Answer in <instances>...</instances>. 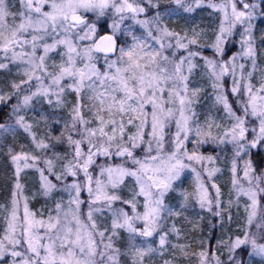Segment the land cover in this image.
I'll list each match as a JSON object with an SVG mask.
<instances>
[{"label": "snow or ice", "instance_id": "snow-or-ice-1", "mask_svg": "<svg viewBox=\"0 0 264 264\" xmlns=\"http://www.w3.org/2000/svg\"><path fill=\"white\" fill-rule=\"evenodd\" d=\"M262 56L264 0H0V264H264Z\"/></svg>", "mask_w": 264, "mask_h": 264}, {"label": "rangeland", "instance_id": "rangeland-1", "mask_svg": "<svg viewBox=\"0 0 264 264\" xmlns=\"http://www.w3.org/2000/svg\"><path fill=\"white\" fill-rule=\"evenodd\" d=\"M210 11V10H209ZM196 15V22L197 23H207L208 22V13L207 12H203V13H197ZM261 24L258 21L257 22V33H259ZM257 44H259V39L257 38ZM238 45L236 46L237 50H238ZM209 55H211V52L208 53ZM260 65L262 67H264V56H262L260 58L259 61ZM256 79H254V83L257 82L258 78H259V72H257L255 74ZM227 80V88L229 90V98L230 100L233 99L231 97L230 94V88H231V79L230 78H226ZM202 86L204 87V92H202L200 94V98H199V102L195 105V108L197 110L198 113H200L201 118H203L204 115H212L214 117H219V118H223L224 117V113L222 111V109L219 108V106H213L214 105V99L212 96V89L210 87V85L205 82V81H199ZM192 145L189 144V150H191ZM202 152H204L205 154H211V146L210 145H206L203 148L200 149ZM254 161L256 162V164L260 163V156L258 155H254L253 156ZM4 164L5 167H7V171L8 174H6V179L8 180L6 185H2L0 184V236L3 235V229L5 227V210H4V206L5 205H9L10 204V191H11V187H12V180H13V170L11 169V167L9 165H7V163L5 162V160L3 158H0V165ZM0 178H2V176H0ZM24 181L22 180V183ZM216 183L217 185L220 187L221 189V199L222 201L225 203V206H227V202L229 200V196H230V188H231V181H230V174L229 173H223V174H218V177L216 178ZM186 188L191 189L192 185H191V181H187L185 182L184 185ZM210 187V185H209ZM33 187L31 184V181H29L26 184V188H25V194L29 195L31 194V192L33 191ZM213 195H214V190H213ZM232 197L233 199H235V195L234 193H232ZM243 200L244 198L241 197V208L240 211L242 213L243 211ZM51 202H49L48 204L45 203L44 198L42 197H36L35 199H29V207L32 211L37 213V218H39V214L42 211H46V209L49 207ZM197 211H199V209H197ZM236 205L233 204L232 208H231V212L233 215V221L231 223V228L235 229L237 224H238V217L236 216ZM204 219L201 220L199 222V225L197 226V228L194 231H190L189 232V240L192 241V247L189 249V251H198L200 248V244L198 242L200 237H208L209 236V229L211 227V225L209 224V219H211L213 221V223H216V228L213 229L212 231L214 232V235L211 237V239L207 242L208 243V247L211 250H217L218 251V246L216 244V238L217 237H223L225 236V233L228 230L229 227V221L227 219L228 213L224 212V225L225 227L223 229H221L220 224H219V218L216 217H210V214L208 213H204ZM185 228H188V225H184ZM196 238V239H193ZM184 264H189V261L187 259L184 260Z\"/></svg>", "mask_w": 264, "mask_h": 264}, {"label": "trees", "instance_id": "trees-1", "mask_svg": "<svg viewBox=\"0 0 264 264\" xmlns=\"http://www.w3.org/2000/svg\"><path fill=\"white\" fill-rule=\"evenodd\" d=\"M264 154V153H262ZM7 167L4 166V164L0 165V176H2V178H0V184L2 185H6L8 180L6 179V174H8V171L6 170Z\"/></svg>", "mask_w": 264, "mask_h": 264}]
</instances>
